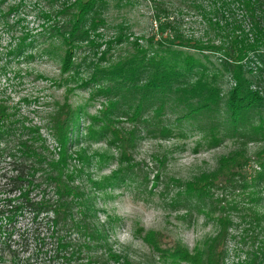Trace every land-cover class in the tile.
Returning <instances> with one entry per match:
<instances>
[{
  "label": "rangeland",
  "instance_id": "rangeland-1",
  "mask_svg": "<svg viewBox=\"0 0 264 264\" xmlns=\"http://www.w3.org/2000/svg\"><path fill=\"white\" fill-rule=\"evenodd\" d=\"M66 1L0 0V104L9 107L8 125L20 130L0 140L1 166L9 161L17 141L32 135L28 128H36L39 136L34 135L35 139L43 140H36L35 145L43 144L52 151L53 124L60 108L68 103L81 124L79 140L69 146V171L78 189L72 216L78 221L87 213L89 223L105 232V247L97 253L112 257L109 264H193L171 256L167 249L175 244L203 264L215 245L221 251L220 264H264V139L243 144L225 123L223 104L205 115L185 116L188 110L180 101H146L131 82L121 83L104 74L92 78L94 71L103 72L146 50L150 35L160 36L147 0H102L103 24L90 33L95 46L81 44L74 51V65L61 75L64 51L60 40L53 39V49L43 51L50 44L45 30L54 19L46 21L44 15H55ZM167 1L179 5L177 0ZM182 24L187 34L201 28L192 13ZM145 79L142 73L134 85L140 87ZM218 84L225 95L231 80L225 76ZM212 119L217 125L209 130ZM87 127L91 129L89 138ZM114 129L133 140L124 155L120 143L112 138ZM227 156H243L246 162L220 176L216 170ZM124 192L166 212L159 231L129 221L137 246L151 248L149 257L137 260L132 249L114 250L109 242L110 234L124 226L113 210V202ZM195 217H203L207 232L189 249L176 233L192 225ZM222 227L224 238L219 236ZM149 234L156 237L159 250L149 244ZM67 236L83 241L74 231ZM4 243L1 234L0 249L5 254L0 264H41L35 258L23 261V246L15 236ZM7 245L14 252L11 255ZM82 258L76 264H86Z\"/></svg>",
  "mask_w": 264,
  "mask_h": 264
},
{
  "label": "trees",
  "instance_id": "trees-1",
  "mask_svg": "<svg viewBox=\"0 0 264 264\" xmlns=\"http://www.w3.org/2000/svg\"><path fill=\"white\" fill-rule=\"evenodd\" d=\"M147 1L160 36L150 35L146 50L103 72L94 71L92 78L104 74L121 83L131 82L143 92L146 101H180L188 110L185 116L205 115L223 104L225 123L243 144L264 139V0H177L179 5L167 0ZM102 2L67 0L55 15H44L46 21L54 19L44 29L50 44L43 51L53 49V39L60 40L64 51L61 75L74 65V51L81 44L95 46L90 33H96L103 24ZM189 13L201 25L196 33L187 34L182 24ZM142 73L146 75L144 83L140 87L134 85ZM225 76L231 86L223 95L218 83ZM8 110L7 105L0 104V140L17 132L8 125ZM139 111L138 106L134 115L138 116ZM76 115L68 103L60 108L53 124L52 151L43 144L35 145L36 140L43 141L34 137L39 136L38 130L26 128L32 135L19 139L14 153H9V161L4 166L0 164V236L5 243L13 236L22 243L25 263L35 258L41 264H76L82 256L86 264H109L112 258L97 253L105 247V232L89 223L87 213L78 221L72 216L78 189L69 171V146L80 138L81 124ZM212 120L209 130L217 125ZM86 130L89 138L91 129ZM124 135L113 130L112 138L120 143L122 155L125 148L133 146V140L123 138ZM75 154L81 159L79 153ZM245 162L243 156H227L220 160L216 171L223 176ZM70 231L82 236L83 241H72L67 236ZM225 232L222 227L219 236L224 238ZM148 236L149 244L159 250L156 237ZM6 249L9 255L14 253L10 245ZM167 250L176 259L203 264L179 244ZM220 253L215 245L205 264H220ZM4 254L0 249V258Z\"/></svg>",
  "mask_w": 264,
  "mask_h": 264
},
{
  "label": "clouds",
  "instance_id": "clouds-1",
  "mask_svg": "<svg viewBox=\"0 0 264 264\" xmlns=\"http://www.w3.org/2000/svg\"><path fill=\"white\" fill-rule=\"evenodd\" d=\"M113 204L115 214L124 221V226L116 228L109 236V242L113 244L114 250L132 249L137 260L151 256L153 253L149 246L145 245L143 248L137 246V238L129 230V221H138L146 225L149 231H159L165 224V210L137 200L130 192H124ZM206 232L203 217H195L192 225L183 226L177 231L176 238L182 245L191 249L201 238V234Z\"/></svg>",
  "mask_w": 264,
  "mask_h": 264
}]
</instances>
